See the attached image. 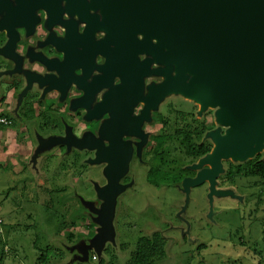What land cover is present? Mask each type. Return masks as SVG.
I'll return each instance as SVG.
<instances>
[{
  "label": "water",
  "instance_id": "obj_1",
  "mask_svg": "<svg viewBox=\"0 0 264 264\" xmlns=\"http://www.w3.org/2000/svg\"><path fill=\"white\" fill-rule=\"evenodd\" d=\"M16 1L13 5L11 0H0V14L6 11L0 17V30L10 34L1 47L7 56L15 52L18 27L25 28L27 34L33 31L38 7L49 14L53 5L58 6L51 4L52 0ZM90 4L100 12L89 16L84 34H77L75 23L64 22L68 37L72 33L80 40L65 49L61 76L65 85L50 78V88L64 89L72 79L84 80L87 91L80 101L88 105L94 91L110 86L91 112L100 117L109 111L111 116L101 127V137L42 136L34 155L63 141L81 149L97 147L92 160L109 161L105 167L108 181L96 185L102 203L100 207L89 203L100 226L84 243L82 259H88L90 248L99 249L114 233L117 195L126 187L120 178L131 154L128 141L123 139L124 130L133 123V131L144 138L141 123L151 117V110L158 108L167 94L189 96L200 102L201 109L215 106L217 121L225 126L224 132L222 126L208 131L215 144L191 164L198 169L196 175L183 178L187 194L193 185L208 180L211 199L215 194L236 195L232 188L217 187L223 160H246L264 148V0H90ZM65 7L70 14L78 12L82 17L89 10L84 0H68ZM100 28L105 29V35L94 39ZM97 54L105 57L98 64L101 73L86 82V69L93 67ZM74 68L83 73L74 74ZM152 74L163 79L149 84L145 92V77ZM116 77L120 82L113 84ZM140 100L144 106L134 115V104Z\"/></svg>",
  "mask_w": 264,
  "mask_h": 264
},
{
  "label": "rangeland",
  "instance_id": "obj_2",
  "mask_svg": "<svg viewBox=\"0 0 264 264\" xmlns=\"http://www.w3.org/2000/svg\"><path fill=\"white\" fill-rule=\"evenodd\" d=\"M5 62H0L4 68ZM5 72L0 74V89L7 77L18 86L29 78L26 71ZM215 108L201 109L195 99L171 92L148 124L157 134L174 135L167 142L175 145L185 174L194 171L188 166L192 156L178 148L175 131L198 125L202 119L210 126L220 125ZM19 126L0 127V264H39V255H46L49 248L55 255H49L45 264H79L86 260L81 258L84 243L100 226L89 203L97 207L102 203L96 189L97 184L106 183L102 164L97 168L85 160L90 152L82 150L69 149L60 159L56 155L45 158L50 152L42 151L34 158L31 137L45 132L36 128L34 133L31 126V135L26 136ZM198 140L199 136H193V142ZM259 152L264 153V148ZM229 159L247 160H225ZM235 179L233 185L224 184L236 195L215 194L211 199L209 182L193 185L187 194L182 180L174 184L162 179L156 184L144 170L138 172L135 182L117 195L112 238L99 249L91 247L89 255L91 252L95 263L105 258L134 264L139 238L159 234L164 238V250L155 264H264V176L237 175Z\"/></svg>",
  "mask_w": 264,
  "mask_h": 264
},
{
  "label": "flooded vegetation",
  "instance_id": "obj_3",
  "mask_svg": "<svg viewBox=\"0 0 264 264\" xmlns=\"http://www.w3.org/2000/svg\"><path fill=\"white\" fill-rule=\"evenodd\" d=\"M67 1L68 0H58L59 3H55V0L50 1L51 4H58V6L55 8L53 5L49 14L45 8L38 7L36 9L38 21L35 23L33 31L27 34L25 28L18 27L20 34L16 40L15 52L12 56H7L1 51V47L8 42L10 34L7 30H0V62L6 61L5 63H8L6 64V69L0 64V74L6 70L15 73V69L17 71H26L29 73L28 80L26 79L20 86L14 83L9 77H7L6 80H2L3 89H0V109L11 116L13 125H20L19 131L25 133L26 136L31 135L30 128L34 126V133L36 128L45 132L43 137H48L52 134L58 136L73 135L77 137L91 134L94 137H101V127L111 116L109 111H106L100 117L94 116L91 112L95 104L102 99L104 92L108 90L110 86L104 87L96 92L94 91L93 98H91L88 105L80 101L87 91L84 80L77 82L75 79H72L67 83L64 89L50 88V84L52 83L50 78L52 80L55 79L57 84L65 85V81L61 79L65 69V49L67 46L69 48L72 44L75 45V43L80 40L79 36L73 35L72 33L71 36L68 37L67 25L64 22L75 23V31L77 34H84L89 16L100 12V9L96 10L91 7L90 0H84L87 8H89L88 13L84 15V17L78 12L70 14L65 7ZM11 2L13 5L17 4L16 0H11ZM5 12L6 11L1 12L0 17L5 14ZM49 15L50 19L47 20L46 18H48ZM104 35L105 29L100 28L95 31L93 38H101ZM78 47L81 49L82 46L78 45ZM46 60H48V62H46ZM104 60L105 57L103 55L97 54L94 59L93 67L86 69L88 75H86V72L84 74L86 75V82H91L94 75L101 73L98 69V64L103 63ZM82 71L81 68H74V74L76 75L82 74ZM11 76H16V74ZM47 79L50 81L48 83H43ZM162 79V76L155 74L146 76L145 92H147L149 84L158 83ZM118 82H120V78L116 77L113 79V84ZM169 105H171L172 109L175 108L172 103ZM143 106V100L135 103L133 114L138 115ZM156 109L157 108L152 109L151 117L143 120L140 125L141 131L145 134L144 138L133 131V123L123 132V139L128 141L131 148L127 169L120 178L121 183L127 184L126 188L135 182L136 174L143 170L148 180L156 184L161 182L163 175L165 177L163 180L166 183L177 184V181H174V176L177 174V171H179V167H181L178 165L177 161L179 160V154H176L175 145L173 144L171 147L167 142L169 139H172L174 135H170L166 133V131L157 134L148 126V124L155 119L154 115ZM214 114H216V108ZM165 122L168 123V120H165ZM219 126H222L221 132H224L225 126L219 124L210 126L204 119H202L198 125L191 127L186 126L193 131V136L196 138H198V131L205 129L204 133L199 137L200 141L194 142L196 145L200 143L211 144V149L208 152L200 155L196 159H192L188 166L197 162L202 156L212 150L214 141L208 135V131L216 129ZM208 138H210V140ZM31 139L35 141L34 148L36 149L41 143L40 139H42V136H39L38 132H36V136L34 137L33 135ZM103 139L106 145H110V140L108 138L104 137ZM55 147H57V150L51 152L50 149ZM69 149L76 150L77 152L82 150V153L86 151L90 152L84 159L89 162H94L97 168L99 164H102L101 169H103L104 175L106 176V182L108 181L105 167L109 165V161L95 162L92 160L97 156V147L94 149H81L75 144L69 145L61 141L47 147L44 151H49L50 153H47L44 157L52 158L56 155L58 159H60V157L64 158L66 156L65 153H67ZM261 153L262 152H258L255 156L260 155L261 158H264V153ZM225 164L226 160L224 159V168ZM207 165L208 164H206V166ZM197 171L198 169H194L192 173L185 174L183 178L186 176H195ZM222 174L223 173L218 177V188H225L226 185L222 182ZM183 178L181 180H183ZM205 181L207 183L209 182L208 180ZM208 185L210 186L209 183Z\"/></svg>",
  "mask_w": 264,
  "mask_h": 264
},
{
  "label": "trees",
  "instance_id": "obj_4",
  "mask_svg": "<svg viewBox=\"0 0 264 264\" xmlns=\"http://www.w3.org/2000/svg\"><path fill=\"white\" fill-rule=\"evenodd\" d=\"M205 129H201L198 131V136L201 137V135L204 133ZM175 134L178 137L179 144L178 148L182 149V151L187 156H192V159H196L200 155H203L204 153L208 152L211 149V144L207 143H200L199 145H196L193 142V131L187 127H177ZM170 137V135H169ZM181 157V156H179ZM178 165L181 162V158H179ZM227 167L225 166L224 172L221 175V179L223 183H227L229 185H233L236 182V176L237 175H258V176H264V158H261L260 155H257L253 158L247 159L245 162H236L233 160H226ZM179 167V166H178ZM179 171H177V174L174 176V181H179L183 178L185 173L181 167H179ZM163 175V179H164ZM167 180V178H166ZM169 180V179H168ZM95 222H90L89 224L91 226H94ZM96 224V223H95ZM97 233L96 231L94 232ZM70 238L73 237V232H70L69 235ZM84 238H81L79 241H81ZM164 250V238H162L159 234H154L153 236H142L139 238L138 243L136 245V248L134 250L133 256H134V264H155L156 259L161 257V254ZM49 255L54 256L55 253L53 250L49 248V250L45 253L41 252L39 255L38 263L41 264L42 262L45 264V262L48 261ZM3 260V256L0 258ZM79 264H117L114 260H107L105 258H100L97 263L94 262L91 252L89 255V258L85 261H80Z\"/></svg>",
  "mask_w": 264,
  "mask_h": 264
},
{
  "label": "built area",
  "instance_id": "obj_5",
  "mask_svg": "<svg viewBox=\"0 0 264 264\" xmlns=\"http://www.w3.org/2000/svg\"><path fill=\"white\" fill-rule=\"evenodd\" d=\"M13 125V120L9 114L0 109V127H10ZM3 219L0 217V230L2 229ZM96 257V255H94Z\"/></svg>",
  "mask_w": 264,
  "mask_h": 264
}]
</instances>
